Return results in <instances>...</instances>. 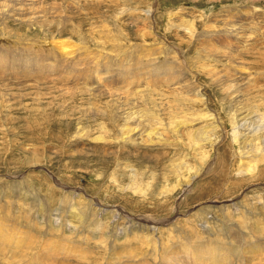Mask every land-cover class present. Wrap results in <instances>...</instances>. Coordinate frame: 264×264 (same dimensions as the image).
<instances>
[{"label": "rangeland", "instance_id": "374dc122", "mask_svg": "<svg viewBox=\"0 0 264 264\" xmlns=\"http://www.w3.org/2000/svg\"><path fill=\"white\" fill-rule=\"evenodd\" d=\"M193 243L264 264V0H0V264Z\"/></svg>", "mask_w": 264, "mask_h": 264}, {"label": "bare ground", "instance_id": "6f19581e", "mask_svg": "<svg viewBox=\"0 0 264 264\" xmlns=\"http://www.w3.org/2000/svg\"><path fill=\"white\" fill-rule=\"evenodd\" d=\"M240 110H245V111H240ZM249 111V112H248ZM248 113V114H245V113ZM236 114H238V115H236ZM245 114V115H244ZM249 114H250V110H248V109H243V108H240V109H237L236 110V112H235V115L233 116V124H236V123H238V121L240 122L242 119H248V116H249ZM241 115H244L243 117H241ZM241 117V118H240ZM239 118V119H238ZM213 124V123H212ZM216 126L217 125H213V126H210L211 128H216ZM203 128V127H202ZM238 129V128H237ZM133 130V129H132ZM204 130V129H203ZM201 131V130H200ZM178 132V131H177ZM201 135H199V139H200V141H206L207 140V142L208 143H210V140L207 138V136L206 137H204V134H206V132H201L200 133ZM242 139V141H241V144H244L245 143V139L246 138H241ZM240 140V139H239ZM261 140V138H259V141ZM210 146H212V143L210 144ZM244 155H246V154H243L242 155V157H244ZM247 157V156H246ZM198 173V171L197 172H194V173H192L193 174V176L195 177L196 175H198L197 174ZM190 179V178H189ZM187 180L186 182H188V181H190V180ZM193 179V178H192ZM92 203V202H91ZM236 230V231H235ZM235 230H231L230 229V232L231 231H235L234 233H232L231 235L232 236H234V237H231V239H234V243H230V244H232V246H234V251L233 252H230L231 254L230 255H233L232 256V258L233 259H236L237 257H239V255H240V252H241V250H242V240H244V236H243V233H242V231L240 230V228H236L235 227ZM225 231L227 232V230L225 229ZM238 234V235H237ZM222 237V236H221ZM226 239H227V237H226ZM237 239H238V241L239 242H237ZM241 239V240H240ZM208 243H211V242H208ZM190 246V248H188V247H184L183 249L185 250L184 252H187V250H189V251H192V250H194L195 248L196 249H198V248H202V249H200L199 251L201 252V253H199V252H196V254L193 256V255H191L190 256V254H188V252L187 253H185V254H183V255H179V256H175V257H173L172 255H173V252H169L168 254L170 255L169 257H168V262H169V264H190V258L191 259H193L194 261H195V264H213V263H215V264H231V261H229V258H228V256H227V253L229 254V249H225L224 247H221V246H218V244L217 243H215V244H213L214 245V247H212L211 246V250H214V252L215 253H217V256L216 255H214L213 253L212 254H206V256H204V254H202V253H204V248L205 247H207V246H209L210 244H208V245H204V244H202V243H198V244H195V243H193V245H195V247L193 246L192 247V245L191 244H189ZM211 245H212V243H211ZM192 248V249H191ZM226 250V254L224 253V251ZM228 251V252H227ZM161 253V252H160ZM222 253H224V255H222V257L220 256V254H222ZM181 256H183L184 258L182 259V257ZM203 256L205 257L204 259H203ZM165 258V257H164ZM166 259V258H165ZM170 261H171V263H170ZM163 262V261H162ZM243 264V263H242Z\"/></svg>", "mask_w": 264, "mask_h": 264}]
</instances>
